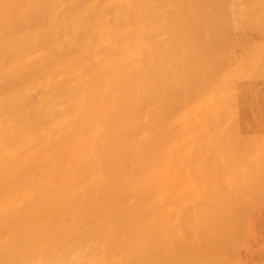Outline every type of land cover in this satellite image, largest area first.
Segmentation results:
<instances>
[{"label": "bare ground", "instance_id": "1", "mask_svg": "<svg viewBox=\"0 0 264 264\" xmlns=\"http://www.w3.org/2000/svg\"><path fill=\"white\" fill-rule=\"evenodd\" d=\"M229 1L0 0V264H229L264 192V0Z\"/></svg>", "mask_w": 264, "mask_h": 264}, {"label": "rangeland", "instance_id": "2", "mask_svg": "<svg viewBox=\"0 0 264 264\" xmlns=\"http://www.w3.org/2000/svg\"><path fill=\"white\" fill-rule=\"evenodd\" d=\"M229 1V0H228ZM243 1V2H242ZM229 2H231V3H236L237 4V2H238V4H239V2H240V5L242 6L243 5V3L245 2V0H233V1H229ZM231 3H230V5H231ZM235 4V5H236ZM246 3H244V5L243 6H245V7H241L240 5V11L239 10H237L238 12H239V15H240V18H244V14H245V11H246V5H245ZM234 5V4H233ZM237 6V5H236ZM235 6V8L236 9H238L239 7L237 6L236 7ZM249 35H250V38H251V33H249ZM252 35H255L254 33L252 34ZM256 39V37L254 36H252V39ZM264 135V134H263ZM263 147H264V137H263ZM263 187H264V185H263ZM264 189V188H263ZM264 191V190H263ZM261 195V198H262V200L264 201V192H260L259 193V196ZM258 199V201H256ZM257 199H255L254 201H256V202H254L253 200L251 201V202H253L255 205H257V204H259L258 205V207L257 206H254L253 204H248L251 208L250 209H248L247 210V212H245V213H247V215H246V217L245 218H242V221L245 223V225L247 226V227H245V229H247L246 230V233H243L244 235H242V233H241V235H238L240 238H239V241H237V243H235V241H231L230 243H232V246L234 245L236 248H238V249H236V248H232V246L229 244H227L223 239V241H224V244L226 243L227 245H224V247H226V246H229V248H227L226 247V250H221L220 248L221 247H219L218 249L217 248H215V247H213V248H211V250L213 249L214 251L216 250L217 252L216 253H219V254H221L222 255V257L224 258V260H225V262L227 261V263H228V260H229V264H264V202H262V200L258 197ZM261 200V201H260ZM246 201H248L249 202V200H245V202L244 203H246ZM250 202V203H251ZM263 203V204H262ZM243 204V203H242ZM245 205H247V204H243V208L244 209H246V206ZM252 205V206H251ZM241 207H242V205H240ZM254 206V207H253ZM248 208V207H247ZM243 209V210H244ZM251 210V211H250ZM239 211H242V208L240 209V207L235 211V213H234V215H235V217H236V219L238 218L239 219V217H237V216H241L242 214H243V212L245 211H243V212H239ZM242 213V214H241ZM241 214V215H240ZM244 216V215H243ZM248 216V217H247ZM235 217H232V219L231 220H233L234 221V219L233 218H235ZM247 218V219H246ZM241 219V218H240ZM246 220V221H244V220ZM236 221V220H235ZM237 221H240V220H237ZM244 223H242L241 224V227L240 228H242V226H244ZM237 224H239L238 222L236 223V224H234V222L232 223V225H230V227L229 226H227V227H224L223 228V232L225 233V230H227V229H229V228H231L233 225H237ZM237 226H239V225H237ZM234 227V226H233ZM236 228H238V227H236ZM244 228V227H243ZM242 228V229H243ZM250 229V230H249ZM239 230V229H238ZM228 232H231V231H235V228L234 229H230V231L229 230H227ZM227 231H226V233H227ZM242 231V230H241ZM244 232H245V230H243ZM242 231V232H243ZM240 232V231H239ZM219 234H222V231H221V233H219ZM234 234V232L233 233H231V236ZM239 234V233H238ZM247 234V235H246ZM223 235H225V234H222V236ZM227 235H230L229 233H227ZM235 235L236 234H234V237H235ZM222 236H219V238H221ZM231 236H227L228 237V239H230V237ZM234 237H233V240H235L234 239ZM219 238H218V240H219ZM223 238H226L225 236L223 237ZM232 238V237H231ZM238 238V237H237ZM243 239V240H242ZM231 240V239H230ZM238 240V239H237ZM227 241H229V240H227ZM220 242H221V239H220ZM223 243V242H222ZM243 243V244H242ZM222 244H220V246H221ZM218 246V245H217ZM223 246V245H222ZM245 247V248H244ZM223 248V247H222ZM232 249V250H231ZM242 249H243V251H242ZM210 250V251H211ZM241 252H240V251ZM227 251V252H226ZM233 252H236V253H233ZM210 253V252H209ZM229 254H231V256L232 257H230V255ZM237 255V256H235V255ZM213 255H214V252H213ZM216 255V254H215ZM221 255H217V256H221ZM229 255V256H228ZM216 256V257H217ZM234 256V257H233ZM240 257V258H239ZM220 259L222 260V258L220 257ZM230 260H232V261H230ZM236 260V261H235ZM217 262V264H218V261H216ZM220 262V261H219ZM222 262V261H221ZM242 262H244V263H242ZM224 263V262H223ZM223 263H221V264H223Z\"/></svg>", "mask_w": 264, "mask_h": 264}]
</instances>
